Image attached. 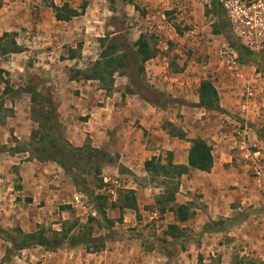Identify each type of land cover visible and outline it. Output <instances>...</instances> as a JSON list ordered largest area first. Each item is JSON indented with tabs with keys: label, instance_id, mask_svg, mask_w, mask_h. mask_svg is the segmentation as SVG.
<instances>
[{
	"label": "crops",
	"instance_id": "1",
	"mask_svg": "<svg viewBox=\"0 0 264 264\" xmlns=\"http://www.w3.org/2000/svg\"><path fill=\"white\" fill-rule=\"evenodd\" d=\"M35 1V7L31 6L32 0L0 3V34H18L16 41L21 46L17 52L0 56L1 65L15 73L14 69L22 67L25 60H36L32 61L37 66L35 71L46 76L44 83L55 87L57 113L67 141L75 147L88 143L111 157L112 162L105 167L127 177L126 186L136 190L135 177L156 176L146 168L148 163L159 161L166 165L167 155H171L173 165L187 167L190 141L204 140L211 146L212 167L208 171L189 169L182 174L173 203L188 204L195 210L188 223L193 224L195 234H202L195 249L204 255L217 252L222 258L237 259L239 254L237 264H253L257 258H264V188L256 183L252 170L253 158L264 159V95L259 93L260 75L254 73L247 79L257 88L251 98H243L241 92L235 94L227 89L224 76L213 71L211 63L196 62L183 55V31L178 33L172 25L175 20L167 22L162 12L163 8L172 10L174 0H126L133 19L127 27L131 43L143 32L156 38L155 56L142 65L143 86L166 99L160 98L157 104L145 99L131 76L122 72L113 73L104 82L82 77L71 79V70H85L99 58L102 51L99 39L107 32L110 37L121 32L102 25L105 0H84V12L68 21L56 20L50 6L42 4V0ZM51 2L58 7L67 4L78 11L82 0ZM134 4L148 11L142 25L134 23L137 14ZM175 16L183 18L182 7H178ZM243 69L242 66L239 77L234 76L243 78ZM207 79L217 91L222 112L199 106L200 83ZM109 80L112 83L108 87L105 84ZM20 165L21 188L7 189L13 195L38 194V181L54 182L57 178L50 176V171L58 167L55 163L30 160ZM27 168L36 177L23 174ZM44 172L48 174L46 178ZM4 184L0 176V195L4 194ZM29 184L36 189L29 188ZM151 189L159 192L157 195L164 190L162 186ZM183 193L189 196L184 197ZM190 194L201 197L202 209L195 207ZM168 213L173 224L183 227L173 212ZM152 215L156 217L157 212ZM218 220L227 221L230 226L209 232L202 230L206 224ZM0 223L5 224L3 216Z\"/></svg>",
	"mask_w": 264,
	"mask_h": 264
},
{
	"label": "rangeland",
	"instance_id": "2",
	"mask_svg": "<svg viewBox=\"0 0 264 264\" xmlns=\"http://www.w3.org/2000/svg\"><path fill=\"white\" fill-rule=\"evenodd\" d=\"M32 1L31 6L35 7L36 1ZM51 1L53 0H42V4L51 7V5H54ZM0 3H3L2 0H0ZM125 3H127L126 0L102 1V25L111 26L114 31L121 32L115 39L117 38L122 46L129 45V48H131L132 43L128 37L131 32L127 31V27L131 21L133 22L130 16L132 11L131 7H126ZM85 4V1L82 0L79 3L78 11H76L80 13L81 7ZM172 5V10L163 8L162 12L166 14L165 20L167 22L175 20L172 22V25H174L178 33L183 31V55L192 57L196 62L211 63L213 71L224 76L225 83H227L228 87L227 89H231L235 94H238V92L244 93L245 89L256 93V86L252 82L247 81V79L251 78L254 73H258L260 75L258 79L261 81L259 84L261 91L259 93L264 95V49L256 52L254 61L251 60L246 64L239 63L244 67L242 71L243 78H236L217 59V52L222 47L226 46L234 51V45H240L232 35L230 29L225 30L223 35L214 34L219 19L206 9H202L196 2L188 4L186 0H174L172 1ZM134 6L137 12L134 23H140L142 25V21H145L148 11L137 4H134ZM178 7H182V9L187 7L183 18L175 16ZM222 18L226 20L224 15H222ZM141 27L144 28V26ZM3 34H0V37ZM11 34H14V36H10ZM109 34L111 33L107 32L105 36L110 37ZM17 35L14 32L6 33V35H3V41L0 44L15 42L17 47L21 48L16 41ZM141 35L147 37L150 46L155 51L156 38L154 35L148 34L147 32H143ZM0 56H2L1 50ZM2 60L3 58L0 59V68L8 74L6 78L8 84L7 91L3 101H5V108L12 112V116L8 117L9 114H7L3 123L0 124V176L5 181L4 194L0 195V213L3 214L0 218L2 216L4 217L5 224L0 223V229H3L7 233H0V263L3 258H7L8 264L239 263V260H237L241 257L239 254H237V259L236 257H227V259L226 257L222 258L217 252L213 254L209 252L208 255L197 252L195 246L199 247L202 234H195L193 224H188L195 215V210L192 206L190 207L192 216L186 221V224L184 223L183 227L176 225L178 226L176 230L169 229V226L173 225L171 216L168 212L161 215L158 213L157 206L155 205V197L158 196L157 194L159 192L151 189L160 186L164 188V185L161 184L163 180L160 177L154 174L137 176L134 178L137 183L136 190L128 188L126 186L128 184L127 177L117 175L110 168L105 167V164L112 162L111 157L94 148L92 150L90 148H83L84 145L78 147L80 149L82 148L80 151L74 152L76 157L72 161H74L75 165L72 164V161L71 165L76 169L72 170V173L82 181L84 187L89 192H92L94 196L105 197L104 209L106 218L112 223L110 239L106 241L104 247L98 252H93L95 249L93 246L97 245V243H94L89 245V250L84 246H79L73 249L66 248L50 252L45 251L39 246H31L28 249L15 251L13 254H10L12 245L7 235L21 242L23 234H30L40 230L47 238H51L53 232H60L63 228L65 229L69 226H71L69 237H80L86 234V237L90 235L91 238H104L108 234V231L101 222L100 217L96 213L92 214V210L81 211L75 207L72 203V197L76 193L84 197L86 196L80 189H76L73 186L67 172L56 163L58 170L54 168L50 171L52 172L51 175H49L57 176V178L54 179V182L47 179H44L43 182L38 181L36 183L38 194H31V196L21 194L22 196H19L7 191L9 187H12L15 191L21 188L22 179L19 176V172L22 167H20V164L35 160V157L40 156L36 150L40 147L38 143L40 133L39 124L35 122L37 117L32 114L33 103L31 102L30 95L24 92L25 88L31 86L39 97L51 99L55 107L58 105V100L55 87L44 83L43 80L46 79V76L35 71L37 66L32 64L33 60L36 61L34 58L25 60L22 67L14 69L15 73L8 72L6 70L7 68H3L1 65ZM133 60L136 61L134 65ZM138 64L137 58L134 57L132 60L126 58V68L121 70V72L129 74L132 81L142 88L144 82L141 77L142 74H139L137 71ZM2 87L0 86V93ZM146 91L147 94H152V92ZM156 98L160 99L157 95ZM14 107H16V110ZM1 116H4V113ZM60 125L67 141L65 127L61 123ZM70 146L75 148L72 144ZM260 161L264 167V159H260ZM252 165L254 167V163ZM155 167V162L151 163L148 167L146 166L151 172L155 171ZM7 171L8 174L6 173ZM25 172L29 176L36 177V174H33L28 168L24 169L23 174ZM43 174L45 178L48 176L46 172ZM105 179L108 182L118 180L120 183L124 182L123 184L125 185L122 186L121 184V187L116 188L115 197H112L108 193V189L111 186L105 183ZM28 187L36 189L33 184H29ZM123 191H133L134 194L132 195L136 202L135 210L124 209L120 213L118 208H113L114 205L121 204V202H117ZM183 196L187 197L189 195L183 193ZM189 198L193 200L196 208H203V203L199 195L190 194ZM86 199L88 202L90 201L88 198ZM183 201H185L184 198ZM155 211L157 215L153 217L152 213ZM119 219H122V221L119 222ZM227 224V221L218 220L217 222L206 224L202 227V230L205 232L215 231L226 228ZM180 250H183V253ZM248 263L250 264V262ZM254 263L264 264V258H257Z\"/></svg>",
	"mask_w": 264,
	"mask_h": 264
},
{
	"label": "trees",
	"instance_id": "3",
	"mask_svg": "<svg viewBox=\"0 0 264 264\" xmlns=\"http://www.w3.org/2000/svg\"><path fill=\"white\" fill-rule=\"evenodd\" d=\"M85 5L81 7L80 13H78L76 10L70 9L68 5H62L61 7L51 5V9L55 13L56 20L68 21L70 18L83 13ZM211 13L219 19L214 34L223 35L224 31L229 29V26L228 22L222 18V10L218 6H214ZM3 35H6V33ZM3 35L0 37V42L3 41ZM10 36H14V34H11ZM115 37L116 36H105L104 38L99 39V44L102 48L99 58L92 62L85 70H71L70 78L77 79L78 77H82L84 80H99L100 82H104L105 79L108 80V78H111L113 73H121V70L126 67V58L132 60L134 57L137 58L139 62L137 68L138 73L143 74L142 65L147 60L155 56V51L151 49L147 37L145 35L139 36V38L132 44L131 48H129V45L122 46L121 42H118L117 38L115 39ZM234 46V51L238 56L237 59L240 64H246L251 60H255L254 58L256 52L250 51L241 44ZM20 49L21 48L17 47L15 42H11L10 44H0L1 55L14 53ZM132 62L134 65L136 61L133 60ZM7 76V72L0 68V86H3L0 93V124L3 123L7 117V114H9L8 117L12 116V112L5 108V101H3L8 85L6 81ZM111 83L112 81L109 80L105 85L109 87ZM134 84L137 85L136 83ZM137 86L139 87V85ZM142 88L139 87V90L145 99L154 104L160 102V100L156 98V94L150 91L148 87L142 86ZM143 90H148L152 92V94L149 95L147 94V91L144 92ZM24 92L30 95L31 102L33 103L32 114L36 115L37 119L35 122L39 124L40 130L38 139L40 147L36 149L40 156L35 157L34 159L41 163L54 162L67 172V175L70 177L73 186L76 189H80L86 198L90 200L88 204L91 206L92 211H94L96 215L100 217L101 222L108 231V234L104 238H91L90 235L86 237V234H83L80 237H69L71 230V226H69L65 229L63 228L60 232H53L51 238H47L46 235L40 230L30 234H23L21 242L10 235H7V238L12 245V251H10V254H13L15 251L28 249L31 246H39L45 251L50 252H55L59 249L66 248L73 249L79 246H84L87 250H89V245L94 243H97V245L93 246L95 248L93 252H98L104 247L106 241L110 239L109 237L112 234V223L106 218L104 209L106 199L103 196H94L92 192H89L84 187L82 181H80L77 176L72 173V170L76 169L73 166L75 163L72 161L76 157L74 152L80 151L82 148H74L70 146L71 144L68 141H66L64 131L58 121L57 106L55 107L53 105L51 99L39 97L31 86H27ZM198 94L200 107L207 111L222 112L219 107L217 91L210 80L207 79L200 83ZM160 98L166 99V97L163 96ZM3 113L4 116H1ZM190 143L191 146L188 153L187 167L173 165L171 163V155H167L166 165H161L159 161L155 162L156 167L154 171L156 176L163 180L161 184L164 185L163 192L155 197V205L157 206L158 213L161 215L166 212H173L176 221L183 224L191 218L192 213L190 211L191 206L188 204L176 206L173 204L175 200L174 196L177 193L179 187L180 176L187 173L189 169L208 171L212 167L211 146L201 139L191 140ZM83 148H90V150H92V147L88 143H85ZM71 161L73 165H71ZM149 165L150 164L148 163L146 166L148 167ZM132 194H134L133 191H123L117 202H121V204L114 205L113 208H118L120 213L124 209L135 210L136 202ZM121 221L122 219H119V222ZM227 226H230V224H227ZM169 229L176 230L178 229V226L173 224L169 226ZM0 233L7 234L3 229H0ZM6 262L7 258H3L0 264H4Z\"/></svg>",
	"mask_w": 264,
	"mask_h": 264
},
{
	"label": "built area",
	"instance_id": "4",
	"mask_svg": "<svg viewBox=\"0 0 264 264\" xmlns=\"http://www.w3.org/2000/svg\"><path fill=\"white\" fill-rule=\"evenodd\" d=\"M188 4L196 2L202 9L211 13L214 6H218L228 22L229 29L235 39L245 48L253 52H259L264 49V0H186ZM190 2V3H189ZM183 9V14L186 13ZM217 59L229 73L239 77L241 74V65L233 50L224 46L217 52ZM244 97L251 98L252 92L245 89L242 93ZM253 176L256 183L264 186V167L259 160L254 159ZM260 165V166H259ZM111 188L108 193L115 197V189L121 187L118 180H111ZM72 203L81 211H91L86 197L81 194H75L72 197ZM92 214H95L92 211Z\"/></svg>",
	"mask_w": 264,
	"mask_h": 264
}]
</instances>
